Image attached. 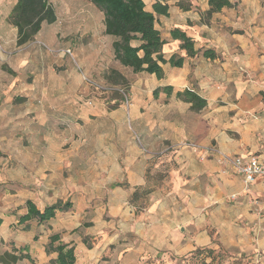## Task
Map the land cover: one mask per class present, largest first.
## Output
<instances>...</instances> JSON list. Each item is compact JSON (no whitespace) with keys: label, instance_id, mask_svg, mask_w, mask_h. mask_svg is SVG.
<instances>
[{"label":"crops","instance_id":"1","mask_svg":"<svg viewBox=\"0 0 264 264\" xmlns=\"http://www.w3.org/2000/svg\"><path fill=\"white\" fill-rule=\"evenodd\" d=\"M6 1L12 6L0 17V33L9 32L11 50H0V77L6 87L15 88L16 98L25 93L26 107L32 110L35 87L42 81L50 84L48 68L41 63L49 53L39 42L42 35L46 41L43 25L51 23L43 22L35 33L39 58L34 66L30 43L16 46L17 29L8 20L16 0L0 3ZM190 2L185 10L169 5L166 32L161 33L166 57L184 54L170 36L171 27L184 29L196 49H211L213 57L199 51L184 57L179 67L162 64V77L134 73L130 99L111 110L99 104L78 108L64 87L65 97L41 105L44 122L52 116L59 120L52 167L41 180L47 182L33 193L17 192L25 197L16 204L23 212L7 225L25 215L26 199L39 210L58 200L71 205L57 211L46 222L52 228L36 239L42 240L41 257L28 251L36 264L50 259L44 245L55 232L74 245L76 264H162L204 247L264 264V178L247 186L228 160L239 155L264 161V0H230L231 6L210 15L205 14L208 0ZM57 77L62 82L67 78ZM184 90L206 103L193 110L191 103L176 97ZM84 110L96 120L89 138L67 142V122L89 124ZM85 210L95 211L98 218L92 222L99 232H107L97 246L88 247L71 233ZM18 233L10 236L16 247L29 243L25 231ZM36 244L32 241L30 249ZM108 247L111 256L104 252Z\"/></svg>","mask_w":264,"mask_h":264},{"label":"rangeland","instance_id":"2","mask_svg":"<svg viewBox=\"0 0 264 264\" xmlns=\"http://www.w3.org/2000/svg\"><path fill=\"white\" fill-rule=\"evenodd\" d=\"M49 1L53 4L57 20L49 25H43L46 41L42 35L39 43L49 53L48 56L42 55L41 63L48 68L47 75L51 79L49 85L46 81H42L35 87L36 91L32 98L35 101L33 102L34 108L31 110L26 107L25 93L22 92V95H18L19 97L16 98L12 93L16 92L15 88L6 87L5 80L0 77V82L3 84L0 94H4L0 97V216L6 218V223L0 225V253H12V251L18 253L19 249L23 252L31 250L38 259L41 257L39 254L42 240L37 241L36 239L41 235L43 236V233L51 229L52 225L46 222L37 225L34 221H30L29 229L25 230L18 226L15 221H12L9 226L7 223L12 216H15L16 219L17 213L23 212L22 205L16 204L25 197L18 195L17 192L33 193L39 183L47 182L41 180L42 178L47 179L52 167L50 161L54 156L52 148L54 139H56L59 120L52 116L47 117V123L44 122L46 109L41 105L47 103V99L51 103L53 97L55 100L65 97L62 95V88L64 87V90L74 97L78 108L81 105L93 107V105L99 104L105 105L111 110L118 104H125L130 99L131 91L129 89L137 81V76L129 68L122 67L113 59L110 46L111 37L102 32V13L94 4L86 0ZM144 1L146 8L149 9L152 0ZM159 1L178 7L177 3L189 2L190 0ZM10 4L11 2L8 3V1L0 3V17L8 7L12 6ZM166 19V16L158 17L156 26L161 33L166 32L163 30L166 27ZM9 40L10 34L7 30L0 33V50H11L8 45ZM51 41L56 42L61 49L59 50L57 45ZM34 42L35 38L28 42L30 44L27 49L31 52L33 65L36 66L39 56L35 52ZM3 52L6 54V51ZM2 64L3 67H8L7 62ZM111 68L116 69L127 82L123 84L120 81L118 83L109 81L106 74ZM62 75L67 76L63 82L57 77ZM7 93L8 96H6ZM38 105L41 108L39 109L40 112L37 113ZM34 111L35 113H33ZM83 114L89 124L77 125L67 122L69 124L66 135L67 142H82V140L89 138L90 124L96 120L87 110H84ZM99 116L102 115L99 114ZM54 119L57 122L53 121ZM10 196H14L15 200H7ZM76 214L77 211H73V215ZM97 218L95 211L80 212L76 220L79 226L71 232L83 239L88 247L97 246L107 235V232H99V226L92 222V219ZM18 231H25L27 233L25 236L29 241L24 246H20L22 248L16 247V242L10 240L11 235L12 237L19 235ZM32 241H36L37 244L30 249ZM104 252L107 256H111L113 254L112 247H108ZM215 255H217L215 262L218 260H221L222 264H233L234 262V256L225 250L218 249ZM210 260L211 257L207 256L206 253H192L174 257L171 261H163L162 264H201L203 261L209 262ZM246 261V259L239 258L241 264H245ZM0 264L3 263L0 262ZM14 264H29V262L24 259L18 260ZM41 264L49 263L48 261H41Z\"/></svg>","mask_w":264,"mask_h":264},{"label":"trees","instance_id":"3","mask_svg":"<svg viewBox=\"0 0 264 264\" xmlns=\"http://www.w3.org/2000/svg\"><path fill=\"white\" fill-rule=\"evenodd\" d=\"M102 13L103 32L112 37L111 48L113 59L122 67L129 68L133 73L145 72L147 74H156L162 77V64H170L179 67L184 61V57H193L199 51L207 57H213L214 52L204 47L195 48L194 39L187 34L184 29L171 27L170 36L178 41V50L184 51L183 55L176 52L168 58L164 51L166 41L162 38L161 31L158 30L156 23L159 16H166L169 5L159 0H154L150 10L146 8L144 0H86ZM177 6L182 9H189L191 2H179ZM231 6L230 0H208V9L205 14L220 11L222 8ZM9 22L17 29L16 45H24L30 42L35 33L40 29L41 24L52 23L57 20L53 4L49 0H16L14 7L8 14ZM107 79L113 83L125 84L127 80L118 73L116 69L111 68L106 74ZM168 90H170L168 88ZM176 97L182 101L191 103L193 110H199L206 102L198 97L191 90L177 92ZM70 201H56L53 204L37 209L31 199H26L25 215L19 217L18 223L23 229H29L28 224L34 221L37 225L49 221L55 217L57 211H67L70 207ZM2 217L0 216V225ZM48 241L44 245V252L51 256L49 264H76V254L74 245L60 240L58 232L51 233ZM216 250L208 247L196 249L192 253L204 254L211 257L209 262L203 261L201 264H222L221 260L215 262ZM36 264L34 258L28 251L23 252L19 249L18 253L12 251L0 253V262L3 264H14L18 260ZM233 264H241L239 258L233 257ZM245 264H253L250 260Z\"/></svg>","mask_w":264,"mask_h":264},{"label":"built area","instance_id":"4","mask_svg":"<svg viewBox=\"0 0 264 264\" xmlns=\"http://www.w3.org/2000/svg\"><path fill=\"white\" fill-rule=\"evenodd\" d=\"M232 162L235 170L243 175L245 185L252 184L257 178H264V161L255 156L245 158L235 155L228 159Z\"/></svg>","mask_w":264,"mask_h":264}]
</instances>
